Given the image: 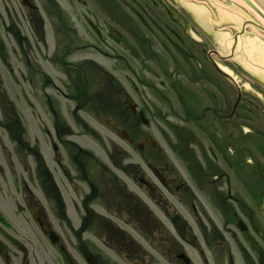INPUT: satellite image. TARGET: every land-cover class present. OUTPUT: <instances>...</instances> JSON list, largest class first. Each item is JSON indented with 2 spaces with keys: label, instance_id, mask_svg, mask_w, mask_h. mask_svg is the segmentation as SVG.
Here are the masks:
<instances>
[{
  "label": "flooded vegetation",
  "instance_id": "1",
  "mask_svg": "<svg viewBox=\"0 0 264 264\" xmlns=\"http://www.w3.org/2000/svg\"><path fill=\"white\" fill-rule=\"evenodd\" d=\"M44 1V15L29 7L36 16L22 14L24 21L0 11V264H264L258 122L234 109L236 121L214 122L219 138L203 131L202 139L171 123L174 156L165 163L140 127L145 111L159 132L158 111L145 105L128 73L100 75L96 62L69 58L83 47L75 23L95 33L104 55H114L116 33L126 35V51L134 43L155 48L156 34L172 33L177 22L156 10L164 11L162 1L65 0L70 11L61 0ZM101 117L132 141L100 140L94 123ZM129 150L138 159L130 160ZM146 150L159 157L165 184L148 174ZM177 216L186 227L182 238L172 224ZM152 233L148 259L135 235Z\"/></svg>",
  "mask_w": 264,
  "mask_h": 264
},
{
  "label": "rangeland",
  "instance_id": "2",
  "mask_svg": "<svg viewBox=\"0 0 264 264\" xmlns=\"http://www.w3.org/2000/svg\"><path fill=\"white\" fill-rule=\"evenodd\" d=\"M8 6L6 7L8 10L11 11L12 18H14L17 22L18 19L20 21H24V17H22V14H25L27 17L30 18L33 16H36V12L33 10H29L27 8H24L21 4L20 0H7ZM163 4V10H167L168 7L170 9L174 10V16L177 17L181 23L180 26H175V32L177 35L181 36L184 39V48L188 49L187 43L192 47V41L190 38L195 39V42L198 46L195 53L196 56H194L195 61H199L201 64L206 65V70L210 72V75L214 76L213 79H217L219 84L216 85L214 81L210 79L201 78V81H193L195 79L194 73L198 72V68L195 70L192 69V67H188L185 62H183L185 65L180 69V67L175 66L171 63V59L168 58L169 55L166 54L165 50H162L160 46H157V51L163 55L162 63L166 62L168 67V74H173V77L178 80L177 84H175V88L171 87L170 82L166 78V73H161L160 66H156L154 63L151 62V60L142 61V57L145 56V54L142 52L140 48H133V50L137 53L136 58H131V71L129 72L130 75L133 73L138 74L140 76H143L144 79H146L147 83L152 85L153 88H158L160 91H162L166 98L163 99V103H159V106L161 107L162 111L165 112L166 121H169V119L175 123H178L177 125L185 131V134H193L194 136L198 138H203L205 135L201 133V129L203 126H207V123H212L214 121L213 116L211 114V111L207 110V113L202 116V118L199 119V121H195L194 119H188L184 112V107L182 105H188L191 109L193 105H196L197 103V95L193 91H197L199 95V101L197 103V107H199V110L197 111L198 116H200L201 112L203 111L205 106L208 105H214V103L211 100V94L215 93L218 96V105L224 104V93L227 92V102L232 103L235 96H236V90L238 89L243 96V103L245 105H251V101H254V105L257 104L260 107L264 109V83L259 81L258 79L252 77L247 72H245L231 57H226L225 52H222L221 49L215 44V42L210 38V36L205 33L173 0H161ZM229 1V0H228ZM234 4L239 5L240 7L244 8L259 24L262 28H264V18L256 12L255 8H253L249 3H247L245 0L238 1V0H232ZM34 4L39 5V12L42 14V6L43 1L42 0H33ZM150 4V2L148 1ZM122 4V3H121ZM173 4V5H172ZM167 7H164L166 6ZM4 5L2 3V0H0V10H3ZM121 9H126L125 5L122 4ZM141 10H145V6L141 7ZM156 10L160 13H162L161 8H156ZM17 12L18 19L15 16L14 12ZM127 11V10H126ZM165 15V13L163 12ZM162 14V15H163ZM95 15L99 19V27L102 25L103 15L100 12L95 11ZM97 25V24H96ZM185 33V35L183 34ZM95 35V33H92ZM86 35L91 39L94 38L93 35L86 32ZM96 36V35H95ZM190 39V40H189ZM98 40V39H97ZM187 43H186V41ZM110 41V40H108ZM91 42H96L100 47L103 46L100 43V40H92ZM114 44V42L112 43ZM115 53L117 54H123V51L119 48V46L115 43L114 44ZM174 50V49H173ZM209 50H217L218 53L222 56H219L215 53H211V57L220 65V67L224 68V70H229L230 73L235 77V81L237 82L238 86H235L232 82L229 83L226 81V79L220 75H218V72L215 71L216 69L213 68V66L209 65L208 61L204 59L206 55L209 53ZM175 51V50H174ZM138 52L140 53V58H138ZM176 57H178L177 52H173ZM97 58L100 57L99 53L93 52L91 49H84V50H77L75 53H73L69 58L71 59H77L78 61L81 60H87L90 58ZM104 59L107 60L105 63H107V68H110V64L113 63L114 69L111 70L113 73H123V71H120L119 69L122 68V63L117 61H112L107 59V57L104 56ZM148 61V64L146 62ZM194 61V62H195ZM91 67L92 66H87ZM174 72H173V71ZM209 74V73H208ZM87 76L90 81H92V77L89 74V71L87 72ZM168 76V75H167ZM165 80V83L163 85L160 84V80ZM193 81V82H192ZM204 81V82H203ZM203 82V83H202ZM210 82V83H208ZM95 83V82H94ZM200 84L204 85V88H200ZM95 88V87H92ZM142 91H144V95L146 96L147 100L153 101V94H152V88L147 87H139ZM180 91L177 92L176 90ZM193 89V90H191ZM187 90H190L187 91ZM194 93L196 97H193ZM201 96V97H200ZM195 101V102H192ZM154 104L157 105L155 102ZM191 112V111H189ZM84 116L86 114L84 113ZM175 116V117H173ZM164 117V116H163ZM193 122L200 123V126L197 125V127L193 126ZM96 128L98 129L99 133L103 137V139L108 137V129L103 123V121L98 119V122L95 123ZM142 129L146 130L147 134L151 133L155 138L158 139V137L153 133L152 129L145 128L143 126H140ZM209 127V126H208ZM85 138V136H83ZM188 139V138H187ZM87 140H89V137H87ZM159 140V139H158ZM90 141V140H89ZM89 145H93V143L90 141ZM101 145H99L100 148ZM165 149V148H164ZM100 152V151H99ZM114 152V151H112ZM131 154H134L132 151H130ZM151 154V153H150ZM173 153L169 151L168 149H165V155L168 157L169 160L172 159ZM151 156H155L154 154H151ZM148 201V200H147ZM149 202V201H148ZM138 241L144 248L149 252L147 253L149 256H154V243L151 240H154L153 236L151 235V239H145L141 238L138 235H135ZM153 258V257H152ZM150 259V258H148Z\"/></svg>",
  "mask_w": 264,
  "mask_h": 264
},
{
  "label": "water",
  "instance_id": "3",
  "mask_svg": "<svg viewBox=\"0 0 264 264\" xmlns=\"http://www.w3.org/2000/svg\"><path fill=\"white\" fill-rule=\"evenodd\" d=\"M173 1H177L179 3V5H177L201 29L202 26L196 19L204 23L206 27L212 28L214 32H212V34H207L221 49V51L225 53H229V50H231L232 37H230V35L239 34L236 31L238 30L240 23L244 22L245 20H253L258 23L244 8L237 4L231 3L228 0ZM245 1L247 2V0ZM248 1H252L251 3H253L254 6L260 10L264 16V0H256L259 1L260 4L253 0ZM253 4L250 5L254 7ZM188 7H190L196 19L193 17ZM247 22L248 23L244 25V34H242L241 37H237L235 45L236 50L230 57L245 72L264 83V30L261 28V26L259 27L249 23V21ZM202 30L204 31V29ZM222 31L226 32V34L222 33ZM215 34L217 35V38ZM219 42L223 44V47H221ZM244 64H246V67Z\"/></svg>",
  "mask_w": 264,
  "mask_h": 264
},
{
  "label": "bare ground",
  "instance_id": "4",
  "mask_svg": "<svg viewBox=\"0 0 264 264\" xmlns=\"http://www.w3.org/2000/svg\"><path fill=\"white\" fill-rule=\"evenodd\" d=\"M238 1H243V0H238ZM229 2L233 3L232 0H229ZM249 5H250V4H249ZM253 8H254V7H253ZM256 12H259V11L256 10ZM263 18H264V16H263Z\"/></svg>",
  "mask_w": 264,
  "mask_h": 264
}]
</instances>
